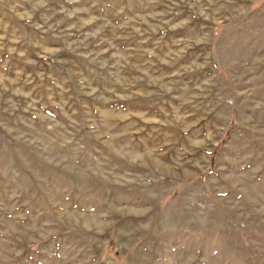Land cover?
<instances>
[{"label":"rangeland","instance_id":"1","mask_svg":"<svg viewBox=\"0 0 264 264\" xmlns=\"http://www.w3.org/2000/svg\"><path fill=\"white\" fill-rule=\"evenodd\" d=\"M0 264H264V0H0Z\"/></svg>","mask_w":264,"mask_h":264}]
</instances>
